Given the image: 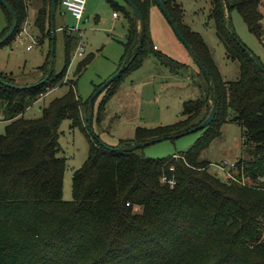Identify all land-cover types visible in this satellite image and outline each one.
<instances>
[{
  "label": "trees",
  "instance_id": "trees-1",
  "mask_svg": "<svg viewBox=\"0 0 264 264\" xmlns=\"http://www.w3.org/2000/svg\"><path fill=\"white\" fill-rule=\"evenodd\" d=\"M5 1L16 17L0 3L7 20L0 39L16 21L18 28L0 47L9 45L28 19L26 0ZM163 1L196 64L200 62L209 76L200 70L207 87L199 99L184 104V119L173 125L138 129L136 139L116 148L103 143L106 148L84 125L90 101L78 95L76 84L50 102L39 118H25L48 88L58 86L61 73L48 70L46 83L44 78L21 89L0 74V118L7 124L0 136V264H264V71L246 53L244 48H249L237 37L230 17L238 11L264 46L263 0H211L210 18L218 38L227 56L239 64V77L233 82L224 81L201 34L184 23L182 6L176 0ZM131 2L143 17L139 30L132 8L112 2L130 25L124 69L114 82L141 68L152 52L157 54L150 20L157 4ZM52 3L42 0L36 21L41 34L52 29ZM60 7L63 0H56L54 25ZM63 30L67 69L78 39ZM92 59L85 58L75 75L80 76ZM117 89L108 91L99 116ZM215 102L216 118L191 150L164 159L139 152L156 139L189 134L209 117ZM67 120L86 133L90 145L87 160L73 176L71 201L63 198L66 161L59 142ZM228 122L243 131L244 156L233 171L239 181L221 180L211 172V162L200 159ZM246 178L256 183L241 184Z\"/></svg>",
  "mask_w": 264,
  "mask_h": 264
},
{
  "label": "rangeland",
  "instance_id": "rangeland-1",
  "mask_svg": "<svg viewBox=\"0 0 264 264\" xmlns=\"http://www.w3.org/2000/svg\"><path fill=\"white\" fill-rule=\"evenodd\" d=\"M111 1L120 7L128 8L125 0ZM111 1L87 0L81 23L64 7L58 8L55 17V52L52 56V39L55 36L52 29L41 34L36 25L42 0H26L28 19L23 31L26 28L37 45H33V49L28 51L27 47L32 42L28 41V36L21 30L23 35L19 33L9 45L0 47V74L12 78L14 84L19 87L40 83L46 79L48 70L55 71L57 75L61 74L58 86L51 94L41 97V100L33 104L25 112V118H39L50 102L64 97L69 92V86L75 84L78 95L83 101L89 102L96 92L118 73L125 55L130 25L125 13L112 7ZM176 1L184 10V23L203 37L224 81L237 80L239 64L227 56L225 46L218 38L216 23L210 18L213 9L211 0ZM261 12L264 15V0ZM230 17L237 37L264 66V46L248 30L238 11L231 12ZM150 20L152 41L159 48H156L155 53L169 57L174 63L161 60L152 52L141 68L130 75L122 76L96 98L92 107V131L95 137L98 136L102 143L111 148L118 147L123 141L136 139L138 129H155L183 120L181 114L184 104L199 99L207 87L191 53L177 37L158 6L154 7ZM6 25L5 12L0 6V30ZM63 29L69 30V33L72 31L73 36L78 39V45L82 43L85 49L84 57L74 60L71 58L67 69H64L66 49ZM88 56L93 57L92 62L80 76H76L78 65ZM199 74L202 77L198 76ZM115 86H118L117 91L99 116L103 99ZM6 125L0 118V136L5 133ZM84 125L90 133L87 119ZM60 132V156L66 161L63 198L65 201H71L73 176L87 160L90 145L86 133L79 128H72L68 120L61 125ZM203 135L204 130L189 133L151 144L139 152L150 159L170 158L191 150ZM243 148L242 129L236 123L228 122L222 128V136L212 142L201 154L200 159L211 162V172L221 180L227 181L230 179L219 165L236 163ZM244 183L254 185L256 182L246 178Z\"/></svg>",
  "mask_w": 264,
  "mask_h": 264
},
{
  "label": "water",
  "instance_id": "water-1",
  "mask_svg": "<svg viewBox=\"0 0 264 264\" xmlns=\"http://www.w3.org/2000/svg\"><path fill=\"white\" fill-rule=\"evenodd\" d=\"M125 1L132 8V10L134 11L135 23H136L137 29L139 30L138 24H139V22L142 21V18H143L142 14L139 11V9L131 2V0H125ZM155 2L157 4V6L160 8L161 12L165 15V17L168 20V22L171 24V26H172L175 34L177 35V37L181 40V42L187 47L188 51L192 54L193 52H192L191 47L186 42V40L183 37V35L181 34L178 26L175 24V22L173 21L172 17L169 14V12L167 11L164 1L163 0H155ZM0 3L16 17L15 12L10 8V6L7 4V2L5 0H0ZM55 12H56V0H53L52 10H51V26H52V32L54 33V35H55V25H54ZM226 19H227V15H226ZM17 28H18V21L15 22L14 27L12 28V30L6 36H4L2 39H0V45H2L5 42H7L15 34ZM227 29L230 31L229 24H227ZM244 49H245L246 53L254 60V62L264 71L263 65L254 56V54L251 51L247 50L246 48H244ZM54 52H55V36H53V42H52V49H51L52 56H54ZM51 63H52V61H51ZM197 66L199 67V69L205 75H207V79H208L209 76L207 74V71L205 70V68L198 61H197ZM123 69H124V66L119 70V72L117 74H115L103 87H101L96 92L97 94L92 98V100L89 103V114H88V117H87V121L89 123L90 133L92 134L93 137H95V136H94L93 131H92V124H93L92 107H93V105L95 103V100L106 89V87H108L111 83H113L116 79L119 78V76L121 75ZM49 78H50V75H48L46 77V79L42 83L43 84L46 83L49 80ZM14 88L21 89L22 87H14ZM216 115H217V105H216V102H215L209 117L201 125H199L197 128L192 129L189 133H193V132H198V131L204 130L205 128H207L208 126H210L214 122V120L216 118ZM182 136H184V135L181 134V135L175 136L174 138H179V137H182ZM167 139H171V138L170 137H168V138H159V139L154 140L153 144L154 143H158V142H162V141L167 140ZM101 145L107 148V146L105 144H103L102 142H101ZM142 146H144V145H142V144H140V145L133 144V147H136V148L137 147H142ZM121 150L122 149H117V151H121Z\"/></svg>",
  "mask_w": 264,
  "mask_h": 264
},
{
  "label": "built area",
  "instance_id": "built-area-1",
  "mask_svg": "<svg viewBox=\"0 0 264 264\" xmlns=\"http://www.w3.org/2000/svg\"><path fill=\"white\" fill-rule=\"evenodd\" d=\"M87 0H63V7L71 13V15L75 18V20L78 23H81L84 17V12H85V5H86ZM116 16V14H115ZM62 30V29H60ZM22 33H25L28 36V41L32 42V44L28 45L27 50L31 51L33 49V45H37V42L35 41V39L26 31H23ZM20 35H23V34ZM22 40V39H21ZM84 53H85V49L82 45V43H80L73 55V60L76 59L77 57H84ZM54 89L52 88H48L47 92L42 96V98H44L45 96L51 94L53 92ZM219 168L227 175V178L233 181H239L238 178L235 176V174L233 173V171L236 168V163H231V164H227V163H223L221 165H219ZM246 179H242L241 184L246 185L244 183Z\"/></svg>",
  "mask_w": 264,
  "mask_h": 264
},
{
  "label": "crops",
  "instance_id": "crops-1",
  "mask_svg": "<svg viewBox=\"0 0 264 264\" xmlns=\"http://www.w3.org/2000/svg\"><path fill=\"white\" fill-rule=\"evenodd\" d=\"M154 11V7L152 8V10H151V13ZM115 15V14H114ZM139 24H140V22H139ZM158 50H159V48L157 47V46H155ZM199 76V75H198ZM243 151H242V154H241V157L240 158H242L243 156ZM174 156H176V155H174ZM239 158V159H240ZM239 159H237L236 161H238Z\"/></svg>",
  "mask_w": 264,
  "mask_h": 264
}]
</instances>
